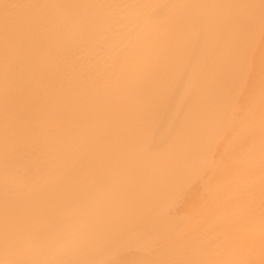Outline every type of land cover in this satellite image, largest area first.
Returning a JSON list of instances; mask_svg holds the SVG:
<instances>
[{
    "label": "bare ground",
    "instance_id": "6f19581e",
    "mask_svg": "<svg viewBox=\"0 0 264 264\" xmlns=\"http://www.w3.org/2000/svg\"><path fill=\"white\" fill-rule=\"evenodd\" d=\"M115 1L0 0V264H264V0Z\"/></svg>",
    "mask_w": 264,
    "mask_h": 264
},
{
    "label": "rangeland",
    "instance_id": "374dc122",
    "mask_svg": "<svg viewBox=\"0 0 264 264\" xmlns=\"http://www.w3.org/2000/svg\"><path fill=\"white\" fill-rule=\"evenodd\" d=\"M15 1H16L17 3H20V1H22V0H15ZM116 1H117V2H116ZM116 1H115L116 4L119 5V6L117 5V7H116V11H117V13H118V12H122V15L126 17V15L129 14V11H131L132 9H135V8H133V7H135V5H136V8H137V7H140L141 4L143 3V1H145V0H120V1H119V0H116ZM135 1H136V2H135ZM137 1H138V2H137ZM140 1H142V2H140ZM118 2H120V3H118ZM122 2H123V3H122ZM136 3H137V4H136ZM138 3H141V4H138ZM14 4H16V3H14ZM14 4H12V5H14ZM124 4H125V5H124ZM129 4H131V5H129ZM126 6H127V7H126ZM124 7H125V8H124ZM128 7H129V8L132 7V9H131V8L129 9ZM123 8H124V9H123ZM126 9H127L128 11H127ZM126 12H128V13H126ZM123 13H124V14H123ZM120 14H121V13H120ZM125 14H126V15H125ZM125 17H124V18H125ZM124 25H125V24L121 25V27L119 26V24L116 25V26H115V29H114V27H113V30H112L111 32H112V33H116V32L118 31V32H120V33L122 34L123 31H124L123 29L126 27V25H125V26H124ZM122 26H123V27H122ZM116 28H118V29H116ZM121 29H122V30H121ZM114 30H115V31H114ZM120 30H121V31H120ZM118 32H117V34H112V33H111V34H112L111 37H114V38L116 37V38L114 39V41H116V40L119 38V35H120V34H119ZM117 35H118V36H117ZM120 36H122V35H120ZM116 45H117V43H116ZM116 45H115V47H116ZM111 47L113 48V47H114V44H113ZM115 47L113 48V50H112V48H111L110 50L114 51ZM110 50H109V51H110ZM115 51H116V50H115ZM113 54H114V53H113ZM98 56H99V59H100V60L98 59ZM98 56L94 57V58H95V63H92V62H94V61L92 60L91 63H90V65H89L90 67H91V65H92V69H94V68H95V69H96V68H99V69H100L101 67H102V68H103V67H106V66H103L105 62H103V61L101 60V58H102L101 56H102V55H101V56L98 55ZM100 57H101V58H100ZM94 58H93V59H94ZM96 60H97V61H96ZM99 61H100V62H99ZM97 62H99L98 64H100L101 66L97 65ZM102 62H103V63H102ZM95 66H96V67H95ZM102 68L100 69V71L102 70ZM92 71H95V70H92ZM85 84H86V83H85ZM260 92H261V91H260ZM263 92H264V91H262L261 93H263ZM263 95H264V93H263ZM261 99H262V98H261Z\"/></svg>",
    "mask_w": 264,
    "mask_h": 264
}]
</instances>
